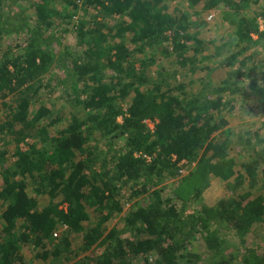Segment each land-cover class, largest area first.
I'll return each instance as SVG.
<instances>
[{"label":"trees","instance_id":"trees-1","mask_svg":"<svg viewBox=\"0 0 264 264\" xmlns=\"http://www.w3.org/2000/svg\"><path fill=\"white\" fill-rule=\"evenodd\" d=\"M10 1L0 264H235L223 231L264 228V0Z\"/></svg>","mask_w":264,"mask_h":264},{"label":"rangeland","instance_id":"rangeland-1","mask_svg":"<svg viewBox=\"0 0 264 264\" xmlns=\"http://www.w3.org/2000/svg\"><path fill=\"white\" fill-rule=\"evenodd\" d=\"M10 3H11V1L8 0L7 5L5 4L7 6L5 8V12H7L11 9L13 14L15 13L14 17L16 19H17V17H21V16H19L21 14L20 13L21 12L20 5L19 4H11L10 5ZM18 10L20 12L18 13V16H17L16 13L18 12ZM192 167H193V165H191L188 162H186L185 160H183V161L179 162V164H178V168H179L178 172L180 173V175H184L189 170H191ZM162 186L164 187V190H163L164 195L172 196L171 190L174 186L173 180L164 181ZM221 192H222V185L220 183V180L215 178V177L210 176L208 184L202 190V195L207 200L214 202L216 200V198L221 194ZM221 236L226 239V242L224 243L223 248H222V253L223 254L224 253H226V254L232 253L234 255L233 258H235L234 259L235 264H242L241 260H242V256L244 255V251L249 250V249H254V252L256 254V252H260V250L264 249V228L262 230L259 229V230L253 231L251 233H248L243 238L245 241L244 243L241 242V240L238 236L234 235L233 233L227 232V230H224L223 233L221 234ZM202 254H204V256L201 260H199V262H197V264H200L202 260H205L207 257L210 256V254H208V252H206V251ZM27 258H30L29 255H27ZM29 262H32L31 259ZM32 264H39V263H38V261L34 260V262H32Z\"/></svg>","mask_w":264,"mask_h":264}]
</instances>
